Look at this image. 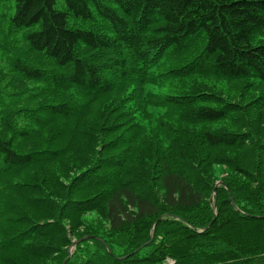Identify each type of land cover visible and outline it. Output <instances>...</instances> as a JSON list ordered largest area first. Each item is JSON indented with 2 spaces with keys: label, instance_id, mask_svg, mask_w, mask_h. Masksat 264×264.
<instances>
[{
  "label": "trees",
  "instance_id": "obj_1",
  "mask_svg": "<svg viewBox=\"0 0 264 264\" xmlns=\"http://www.w3.org/2000/svg\"><path fill=\"white\" fill-rule=\"evenodd\" d=\"M258 34L264 0H0V264H264Z\"/></svg>",
  "mask_w": 264,
  "mask_h": 264
},
{
  "label": "rangeland",
  "instance_id": "obj_2",
  "mask_svg": "<svg viewBox=\"0 0 264 264\" xmlns=\"http://www.w3.org/2000/svg\"><path fill=\"white\" fill-rule=\"evenodd\" d=\"M258 37H264V35L258 34ZM162 56L158 55H152L151 61L154 62V65L150 68L154 70L155 72L161 73L163 75L171 73V69L174 67V62L172 58V54L174 53L171 48H168L166 50L161 51ZM157 58V59H156ZM173 74V73H172ZM161 77V75H159ZM164 81V85L155 87L154 85L148 83L147 84V90L152 91L153 95L149 98V102L154 107H150L149 111L152 114L154 118H156V114L160 115L161 117L166 113L167 106L165 103L160 104L159 101L161 98L167 97V94H173L175 91V87L177 86V83L179 82L178 79L174 78L173 80H168V78L162 79ZM133 87L132 85H130ZM139 85H134V89H137ZM259 87V88H258ZM76 93V92H74ZM240 93H246L248 95H252L254 98L258 99L260 102V106L264 104V85H256L254 84L253 80H244L241 82H238V84L235 87V90L233 92V95L240 94ZM77 94V93H76ZM50 93L46 92V96H49ZM64 96L63 92H60V90L53 89V92L51 93L52 98H62ZM83 99H86L85 96H82ZM234 102H237L234 98H232ZM238 103V102H237ZM253 101H249L241 105V109H237L235 106H230L232 108V111L234 112L233 116H237L235 120V123L237 125L245 124V122L253 123L256 119H254L253 115L255 113L249 112V108L252 105ZM239 105V104H238ZM258 119V117H257ZM216 171L219 172L221 179L216 181V187L223 184V178L228 177L229 175L231 177H235V173H228L227 166H220L216 168ZM82 232V230H80ZM72 237V240L75 241L77 236ZM71 248V247H70ZM74 250V247L69 250V252L72 254Z\"/></svg>",
  "mask_w": 264,
  "mask_h": 264
},
{
  "label": "water",
  "instance_id": "obj_3",
  "mask_svg": "<svg viewBox=\"0 0 264 264\" xmlns=\"http://www.w3.org/2000/svg\"><path fill=\"white\" fill-rule=\"evenodd\" d=\"M78 241L79 240H75V241H73V243H72V245H71V248L70 249H72L73 247H75L76 246V244L78 243ZM69 249V250H70ZM71 252V251H70ZM70 255H71V253H70Z\"/></svg>",
  "mask_w": 264,
  "mask_h": 264
}]
</instances>
